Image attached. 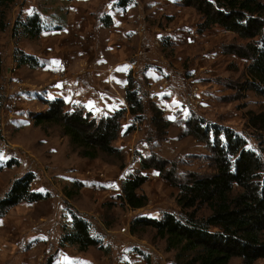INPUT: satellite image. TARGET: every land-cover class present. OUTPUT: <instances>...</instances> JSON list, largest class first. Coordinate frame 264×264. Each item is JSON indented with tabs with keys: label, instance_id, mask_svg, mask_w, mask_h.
<instances>
[{
	"label": "rangeland",
	"instance_id": "374dc122",
	"mask_svg": "<svg viewBox=\"0 0 264 264\" xmlns=\"http://www.w3.org/2000/svg\"><path fill=\"white\" fill-rule=\"evenodd\" d=\"M120 1L16 0L7 8L9 26L0 30V200L30 171L36 174L32 189L48 196L22 201L0 218V264H180L176 250L167 248L155 228L134 224L140 216L180 215L179 190L157 170L143 169L148 179L141 192L148 203L133 209L122 197L124 179L142 169L141 158L150 152L176 162L181 173L207 171L205 143L183 131L191 112L232 127L263 153L261 133L247 118L264 110V96L231 87L245 63L226 51L237 34L219 25L200 31V13L184 0H126L125 8ZM36 12L48 31L36 37L24 35L22 28L14 31L17 20ZM109 12L115 24L106 26L101 19ZM16 48L54 59L56 65L18 66ZM122 69L139 83L144 113L138 120L130 111L124 114L114 142L120 153L82 156L60 125L34 122L32 115L47 110L48 99L69 96L75 88L83 98L102 101L110 95L128 107ZM67 103L71 110L87 107L77 100ZM157 109L170 123L154 120ZM72 210L91 221L102 248L81 251L63 241ZM229 264L244 263L234 257ZM254 264H264V258Z\"/></svg>",
	"mask_w": 264,
	"mask_h": 264
},
{
	"label": "trees",
	"instance_id": "16d2710c",
	"mask_svg": "<svg viewBox=\"0 0 264 264\" xmlns=\"http://www.w3.org/2000/svg\"><path fill=\"white\" fill-rule=\"evenodd\" d=\"M16 0H0V30L8 28V7ZM193 5L202 20L200 31L219 25L237 34L226 46V51L244 60L242 77L234 80L231 87L264 96V2L262 0H184ZM127 5L121 0L119 6ZM106 26L113 24L109 14L102 17ZM22 28L24 35L36 37L46 30L41 15L34 13L24 20H17L16 32ZM56 28L63 29L62 25ZM55 28V29H56ZM15 61L18 66L30 64L44 67L45 62L34 54L16 48ZM3 63L0 51V68ZM125 97L128 107L114 113L98 116L84 104L75 109L67 108L63 97L48 99L47 110L32 115L37 125H60L72 144L79 147V153L97 158L101 152L120 153L114 145L120 136L124 114L128 111L138 120L144 113L140 87L132 73L127 77ZM2 96L0 94V105ZM158 110V109H157ZM248 123L260 132L263 153L249 147L244 135L230 126L210 122L191 112L183 121L184 134H189L205 143L209 155V169L204 172L189 170L181 173L176 162L162 158L154 152L143 155L142 169L128 175L122 184V197L131 208L145 207L148 197L141 192L148 176L143 169H155L179 192L177 203L181 213L167 211L159 217L140 216L134 224L152 226L156 235L166 241L169 250H176L180 264H229L232 258L241 257L244 264H254L264 258V110L250 112ZM159 123H164L160 110L154 114ZM166 123V124H165ZM164 125L170 123L165 122ZM134 123L126 131L133 128ZM15 162L9 161L8 166ZM0 169L2 167L0 166ZM36 178L33 171L19 177L0 200V218L8 209L22 201L44 199L48 193L32 189ZM76 185V184H75ZM80 188V185L77 189ZM206 208L209 213L201 215ZM72 226L63 236V241L81 251L90 246L103 247L101 239L92 234L91 221L76 210L71 211Z\"/></svg>",
	"mask_w": 264,
	"mask_h": 264
},
{
	"label": "crops",
	"instance_id": "0c3cea01",
	"mask_svg": "<svg viewBox=\"0 0 264 264\" xmlns=\"http://www.w3.org/2000/svg\"><path fill=\"white\" fill-rule=\"evenodd\" d=\"M111 16L113 17V24L112 25H114L116 18L113 15V13L111 14ZM45 31H48V30H45ZM45 31H43V32H45ZM43 32L41 34H44ZM38 58H40V57H38ZM41 60H44L43 62H45V61L46 62H53L56 65V62H54V59L48 60V58H47V59H41ZM123 68H124V66H123ZM119 70H120V68H119ZM52 71H54V70H52ZM122 72L120 71V73H122L123 76L127 77V75H128L127 71L126 70L123 71V69H122ZM114 79L116 80V83H117V81H118L117 78H114ZM123 79H124V82H125L126 79L125 78H123ZM101 87L104 88V85H101ZM64 94H67V93L65 92ZM56 96H58V94L54 95L53 98L56 97ZM58 97H63V95H59ZM65 97L64 98L68 102L71 101V100H75V101L77 100V101H81V102L85 103L90 110H92L96 115H99V116L108 115V114H111L112 112L116 111L119 108L127 107V106H125V104H122V105H121V103L116 104L117 102L113 101V98L110 95L108 96V98L106 100H102V101H101V99L96 98V97H85V98H83V97H81L79 95L77 88H75V90L70 92L69 96H65ZM114 98H117V97H114ZM110 101H113L115 103H112ZM120 102L124 103L122 100H120Z\"/></svg>",
	"mask_w": 264,
	"mask_h": 264
},
{
	"label": "built area",
	"instance_id": "2783aa9c",
	"mask_svg": "<svg viewBox=\"0 0 264 264\" xmlns=\"http://www.w3.org/2000/svg\"><path fill=\"white\" fill-rule=\"evenodd\" d=\"M196 92V91H195Z\"/></svg>",
	"mask_w": 264,
	"mask_h": 264
}]
</instances>
